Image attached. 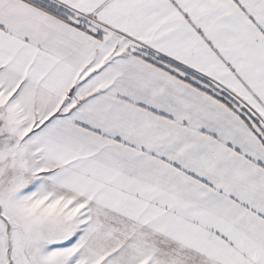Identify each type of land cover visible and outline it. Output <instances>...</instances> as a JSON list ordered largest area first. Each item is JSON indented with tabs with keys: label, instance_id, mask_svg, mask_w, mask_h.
Returning <instances> with one entry per match:
<instances>
[{
	"label": "snow or ice",
	"instance_id": "6c2138e0",
	"mask_svg": "<svg viewBox=\"0 0 264 264\" xmlns=\"http://www.w3.org/2000/svg\"><path fill=\"white\" fill-rule=\"evenodd\" d=\"M0 264H264V0H0Z\"/></svg>",
	"mask_w": 264,
	"mask_h": 264
}]
</instances>
